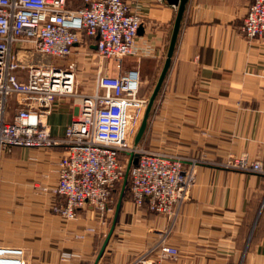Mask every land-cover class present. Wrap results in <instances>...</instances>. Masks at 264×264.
<instances>
[{
    "label": "crops",
    "instance_id": "obj_1",
    "mask_svg": "<svg viewBox=\"0 0 264 264\" xmlns=\"http://www.w3.org/2000/svg\"><path fill=\"white\" fill-rule=\"evenodd\" d=\"M129 1L142 19L134 54L120 64L104 61L102 72L138 71L140 92L149 98L177 7L165 0ZM250 1L185 5L170 67L139 140L152 151L200 160L189 199L173 222L146 205L135 208L127 181L113 191L114 214L105 229L97 228L90 206L77 211V220L65 221L51 212L63 199L50 191L63 148L13 147L0 153V247L23 249L25 264H148L170 227L166 242L178 257L163 264H264L263 180L220 167L230 156L259 160L264 167V37L248 42L241 32ZM70 2L71 9L81 6V0L75 8ZM92 47L74 50L91 83L98 68ZM76 111L71 99L58 98L47 119L51 135L62 137ZM87 227L97 232L77 239ZM64 255L69 262L61 260Z\"/></svg>",
    "mask_w": 264,
    "mask_h": 264
},
{
    "label": "built area",
    "instance_id": "obj_2",
    "mask_svg": "<svg viewBox=\"0 0 264 264\" xmlns=\"http://www.w3.org/2000/svg\"><path fill=\"white\" fill-rule=\"evenodd\" d=\"M160 1V0H155ZM0 0V153L13 147L63 153L56 163L57 184L50 191L63 200L51 212L65 221L90 206L97 228L108 226L115 208L113 191L125 181L132 203L173 222L189 199L195 183L197 158L152 151L135 143L149 98L140 92L136 70L116 76L102 72L106 60L118 64L134 54L142 26L139 10L129 0ZM241 32L249 42L264 37V0H251ZM95 46L98 68L88 92L78 91L75 47ZM71 99L76 115L62 137H54L47 123L55 101ZM220 167L264 176L261 161L230 156ZM47 191L46 188L42 189ZM163 232L154 260L176 259ZM97 232L87 227L77 239ZM61 260L69 262L64 255ZM0 264H25V251L0 247ZM129 264H144L137 260Z\"/></svg>",
    "mask_w": 264,
    "mask_h": 264
},
{
    "label": "water",
    "instance_id": "obj_3",
    "mask_svg": "<svg viewBox=\"0 0 264 264\" xmlns=\"http://www.w3.org/2000/svg\"><path fill=\"white\" fill-rule=\"evenodd\" d=\"M165 1L169 5H173V6L177 7L176 16H175V20H174V23H173V28H172L169 44H168V47H167L166 58H165L162 70L160 72V75L158 77V80H157V82H156V84L154 86V89H153L150 97H149V101H148V105H147V108H146V111H145V114H144L143 121L141 123V126H140V128H139V130L137 132L136 138H135V143H139V140H140V138H141V136L143 134V131L145 130L148 114L150 112V109L152 107V104H153L155 98L157 97V95H158V93H159V91L161 89L162 83H163V81L165 79V76L167 74V71H168V69L170 67L171 59H172V56H173V53H174V50H175V45H176V41H177L179 30H180V26H181V20H182L183 13H184V10H185V5L187 3V0H165ZM92 48L95 50V46L94 45H93ZM134 163H135V160L133 159L132 156H130V161H129V164L127 166L126 173H125V181L127 179L129 167L132 164H134ZM107 240H108V238H107Z\"/></svg>",
    "mask_w": 264,
    "mask_h": 264
},
{
    "label": "rangeland",
    "instance_id": "obj_4",
    "mask_svg": "<svg viewBox=\"0 0 264 264\" xmlns=\"http://www.w3.org/2000/svg\"><path fill=\"white\" fill-rule=\"evenodd\" d=\"M79 2H80V0H71V7L72 8H75V7H77L78 5H79ZM75 5V6H74ZM96 60L98 61V59H97V57H96ZM95 60V61H96ZM96 61V63H98ZM90 62V61H89ZM92 65H93V62L91 61L90 62ZM88 66V65H87ZM81 65H78L77 66V68H78V71H77V75H76V79H77V81H78V88L79 89H81V91L83 90L84 92H88L89 91V89H90V86H91V78H89V80H88V82H89V84H88V82H87V73L85 72V71H83V70H81ZM85 68H88L89 70H90V72H91V70L93 69V67L92 66H89V67H85ZM83 69V68H82ZM113 214H114V212H113ZM113 214H112V216H111V219H112V217H113ZM110 223V222H109ZM108 223V224H109Z\"/></svg>",
    "mask_w": 264,
    "mask_h": 264
},
{
    "label": "trees",
    "instance_id": "obj_5",
    "mask_svg": "<svg viewBox=\"0 0 264 264\" xmlns=\"http://www.w3.org/2000/svg\"><path fill=\"white\" fill-rule=\"evenodd\" d=\"M149 117H150V112H149V114H148V118H149ZM148 118H147V119H148ZM259 177H261L262 180H263V187H262V192H261V193L263 194V192H264V191H263V190H264V176H259ZM258 223H259V222H258ZM256 228H258V225H257Z\"/></svg>",
    "mask_w": 264,
    "mask_h": 264
}]
</instances>
